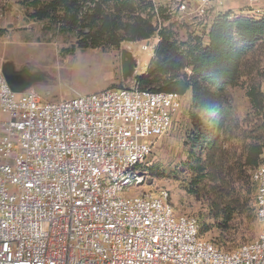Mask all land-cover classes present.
<instances>
[{
	"label": "built area",
	"instance_id": "obj_1",
	"mask_svg": "<svg viewBox=\"0 0 264 264\" xmlns=\"http://www.w3.org/2000/svg\"><path fill=\"white\" fill-rule=\"evenodd\" d=\"M224 2L167 0L163 15L202 17ZM248 2L243 14L264 18V0ZM181 103L137 83L42 102L0 68V264H264V153L251 171L259 234L230 252L176 214L167 190H143Z\"/></svg>",
	"mask_w": 264,
	"mask_h": 264
},
{
	"label": "rangeland",
	"instance_id": "obj_2",
	"mask_svg": "<svg viewBox=\"0 0 264 264\" xmlns=\"http://www.w3.org/2000/svg\"><path fill=\"white\" fill-rule=\"evenodd\" d=\"M24 1L0 0V68L3 76H15V83L10 86L14 91H32L42 102H59L106 88L132 86L136 83L135 77L147 68L159 42L156 33L148 40L123 42L119 47L105 51L79 49L75 35L62 34L56 25L46 21L28 19ZM152 2L163 8L168 5L167 0ZM249 7L248 0H225L221 6L210 7L202 17L196 15V11L192 12V9L185 13L175 10L172 16L164 15L167 20L160 19L156 24L159 28L172 26L174 38L183 45L190 38L204 35L214 13L230 11L243 14ZM126 53L131 55L132 66L123 75L122 58ZM242 71L243 77L239 84L225 88L226 111L222 113V125L217 134L221 149L229 151L225 159L232 167V173L237 170L233 159L242 152L243 142L250 143L253 138L264 133L261 130L263 116L251 109L246 97V89L252 83L258 84L264 95V38L246 51ZM31 76L35 77V81L27 84ZM22 80L24 83L20 84ZM190 114V98L185 95L168 133L154 140L152 153L145 165L153 166L160 176L152 177L145 171L147 183L143 190L153 195L161 189L167 190L176 214L194 218L205 240L223 251H230L255 240L260 231L259 224L256 220L248 226L243 212H240L227 225V231H222V217L216 210L212 211V200L206 194L208 190L203 183L197 185V192H191V184L198 176L191 165L200 153L191 147ZM203 119L205 126L210 128L207 119ZM210 137L212 139L213 134ZM209 143L208 139L204 144L207 146ZM191 155L194 157L191 158ZM202 156H205V152L201 153ZM250 173L251 170H248V177ZM234 186L238 189L240 184L235 183ZM237 192L248 198L249 207L255 214V192L249 187L240 188ZM248 234H254V238L243 241Z\"/></svg>",
	"mask_w": 264,
	"mask_h": 264
},
{
	"label": "trees",
	"instance_id": "obj_3",
	"mask_svg": "<svg viewBox=\"0 0 264 264\" xmlns=\"http://www.w3.org/2000/svg\"><path fill=\"white\" fill-rule=\"evenodd\" d=\"M23 3L28 19L46 21L56 25L62 34L75 35L79 49L105 51L123 42L148 40L157 33L159 42L153 57L145 72L135 77V82L141 90L176 93L181 97L189 95L191 147L200 153L191 165L199 176L192 182L191 192H197V185L203 183L212 200V211L216 210L222 217V231H227V225L240 212L248 226L257 220L256 186L247 171H252L261 161L264 133L250 143L243 142L242 152L233 159L237 165L235 173L225 159L229 151L221 149L217 134L222 125V113L226 111L225 88L237 86L243 77L242 61L246 51L264 38V18H248L230 11L219 13L208 23L207 34L180 45L174 38L172 26L157 27L156 15L161 20L168 18L163 15V7L151 0H25ZM246 97L251 109L264 120V95L259 85L250 84ZM203 117L210 128L205 126ZM261 130L264 132V122ZM208 139L210 143L205 146ZM202 152H205L203 158ZM144 171L152 177L160 176L153 166L144 165ZM235 183L240 184L238 189ZM245 187L255 192V214L248 198L237 192ZM253 238L254 234H248L243 241Z\"/></svg>",
	"mask_w": 264,
	"mask_h": 264
},
{
	"label": "water",
	"instance_id": "obj_4",
	"mask_svg": "<svg viewBox=\"0 0 264 264\" xmlns=\"http://www.w3.org/2000/svg\"><path fill=\"white\" fill-rule=\"evenodd\" d=\"M122 66H123V75H126L127 72L130 70L131 65V55L129 53H126L124 57L122 58ZM4 78L8 85L12 86V78H10L7 75H4ZM33 81H35V77H29L27 80V84H31Z\"/></svg>",
	"mask_w": 264,
	"mask_h": 264
},
{
	"label": "flooded vegetation",
	"instance_id": "obj_5",
	"mask_svg": "<svg viewBox=\"0 0 264 264\" xmlns=\"http://www.w3.org/2000/svg\"><path fill=\"white\" fill-rule=\"evenodd\" d=\"M7 76H9L10 78H12V85H14V81L16 80L15 79V76L13 77L11 74H7ZM20 84H23L24 83V80L22 81H19ZM19 84H15V86H18Z\"/></svg>",
	"mask_w": 264,
	"mask_h": 264
},
{
	"label": "crops",
	"instance_id": "obj_6",
	"mask_svg": "<svg viewBox=\"0 0 264 264\" xmlns=\"http://www.w3.org/2000/svg\"><path fill=\"white\" fill-rule=\"evenodd\" d=\"M152 1H154V0H152ZM217 14H219V13H216V14L214 13V14H213V16H212V17H210V19H212V18H213L215 15H217ZM209 22H210V21H209ZM207 32H208V31H207V28H206V30H205V33H204V34H207ZM203 38H204V41H206V36H204ZM145 70H146V68H145V69H143L141 73H144V72H145Z\"/></svg>",
	"mask_w": 264,
	"mask_h": 264
}]
</instances>
